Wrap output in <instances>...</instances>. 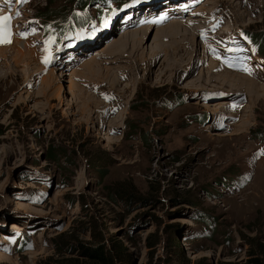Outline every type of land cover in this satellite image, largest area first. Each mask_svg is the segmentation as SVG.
Listing matches in <instances>:
<instances>
[{"label": "rangeland", "instance_id": "1", "mask_svg": "<svg viewBox=\"0 0 264 264\" xmlns=\"http://www.w3.org/2000/svg\"><path fill=\"white\" fill-rule=\"evenodd\" d=\"M113 1L56 38L37 11L63 0H0L21 34L0 43V264L81 261L94 235L113 264H264V0ZM174 19L196 29L159 41ZM249 54L258 70L226 69Z\"/></svg>", "mask_w": 264, "mask_h": 264}, {"label": "bare ground", "instance_id": "2", "mask_svg": "<svg viewBox=\"0 0 264 264\" xmlns=\"http://www.w3.org/2000/svg\"><path fill=\"white\" fill-rule=\"evenodd\" d=\"M4 12V11H3ZM183 13V11H181V12H179L178 14L180 15V14H182ZM168 13H165V14H161L158 18H156V20H164V19H168V18H170L171 16H170V14H168ZM134 18V17H133ZM133 21V20H132ZM131 21V22H132ZM130 22V20L129 21H126L125 23H127L128 25L131 23ZM171 23H172V26H173V29H171V28H167V27H164V28H157V30H156V35H155V37L156 38H158L159 39V41L161 40L162 41V38L164 37V36H168V37H171V38H174V37H176V36H178V34H179V32H180V30H187V31H191V30H193V29H196V28H194L195 26H194V23L193 22H191V21H189V22H181V21H177V19H174V20H171ZM193 23V24H192ZM171 26V25H170ZM150 27H152L151 26V24H148V25H144V26H142L140 29H134V30H132V29H128V30H126V31H123L122 32V34H121V38L119 39V41L118 40H114L113 42L111 41V43H109L108 42V44H106V45H102L103 46V48H102V50H100L98 53H99V56H101V55H105V54H107L108 53V51L107 50H111V49H114V47H116L117 45L119 46V45H127V44H129L128 46H134V50L135 49H137L139 46L138 45H140V42L143 40V38H144V36H145V32L146 31H149L150 30ZM184 27V28H183ZM107 29L109 30V31H112L111 32V34L114 32V30H113V25H110V27L109 26H107ZM171 29V30H170ZM137 33H139L138 34V36L137 35H135V34H137ZM181 35V34H180ZM123 37H125L126 38V40L125 41H121L120 42V40L123 38ZM131 37V38H130ZM154 41V40H153ZM124 42V43H123ZM17 43V42H16ZM140 47L142 48L143 46H141L140 45ZM8 49V48H7ZM26 49V48H25ZM4 50H6V49H4ZM21 50V49H20ZM216 51H217V49H215ZM1 51H3V50H1ZM26 52H28L29 54L31 53V51L27 48V50L26 51H23V52H19V49H18V51H17V55H19V58H22V63H24V65L28 68V66H30V61L31 60H29L30 59V57L29 56H27V54H26ZM1 53V52H0ZM98 53L96 54V55H98ZM32 54V53H31ZM30 54V55H31ZM219 54H221V53H219ZM116 55V54H115ZM250 56H252V55H250ZM232 57H236V56H232ZM245 57V56H244ZM220 58V57H219ZM16 59V58H15ZM90 59H91V61H92V57H90ZM120 58H117V57H115V56H113V60H111V58L110 59H107L106 61H108V62H113V61H116V60H119ZM235 59H237V58H235ZM238 59H243V55H240L239 57H238ZM95 62H96V60H95ZM223 62V61H222ZM89 61H88V63L86 62V65H85V67L87 68V69H91V64L89 65ZM221 63V62H220ZM224 63V62H223ZM252 63H255V64H257L256 63V61H254V57L252 56V58H251V60H250V62H248V65H250V70L251 69H259L260 67H258L257 66V68L256 67H254L255 65H253ZM222 64V63H221ZM225 64V63H224ZM223 65V64H222ZM224 66V65H223ZM222 66V67H223ZM227 66L225 65L224 66V68H226ZM233 67V66H232ZM226 69H228V70H231L230 71V73H233V72H242V73H246V72H244V70H242V69H238V70H233V69H231V68H226ZM236 74V73H235ZM238 74H240V73H238ZM211 75V74H210ZM213 75V74H212ZM228 75H229V73H228ZM227 75V76H228ZM240 75H244V74H240ZM248 75V74H247ZM245 76V75H244ZM230 77V76H229ZM244 80V79H243ZM247 81L251 84V82H253V80H250V79H247ZM246 82V81H245ZM225 104V101H218V102H216L215 104H214V108H216L218 105H220V106H222V105H224ZM213 105V104H212ZM218 109V108H217ZM12 228H14V229H16V230H22V228L17 224V223H12Z\"/></svg>", "mask_w": 264, "mask_h": 264}, {"label": "trees", "instance_id": "3", "mask_svg": "<svg viewBox=\"0 0 264 264\" xmlns=\"http://www.w3.org/2000/svg\"><path fill=\"white\" fill-rule=\"evenodd\" d=\"M51 1V0H49ZM63 4L59 5L57 8H46V12H43L42 10H38L37 13L41 15L44 18V24L48 27L49 25H55L58 23L55 19L57 17L60 18H66L68 13L71 10V7L73 4L76 6H82L86 7L88 4L91 5V3H95V1L99 0H63ZM64 11L63 13H61ZM50 20H53L50 22ZM62 20V19H61ZM251 41L254 43L256 50L261 53V47L264 46V39L259 40L255 39L254 37L250 36ZM95 243H83V242H77L78 248L82 250L84 253V259L79 261L77 259H67V262H63L64 260H60L57 264H113L114 257L121 256L123 257V250L120 249L119 246H114L115 253H113V250L108 249L106 247V243L101 241L102 239L98 236H95ZM124 249V248H123ZM68 260H71V262H68ZM253 261L257 262L258 259L255 258ZM56 264V263H55Z\"/></svg>", "mask_w": 264, "mask_h": 264}, {"label": "snow or ice", "instance_id": "4", "mask_svg": "<svg viewBox=\"0 0 264 264\" xmlns=\"http://www.w3.org/2000/svg\"><path fill=\"white\" fill-rule=\"evenodd\" d=\"M12 17L10 15H0V43H10L9 29L10 21ZM47 63V58L45 59Z\"/></svg>", "mask_w": 264, "mask_h": 264}]
</instances>
